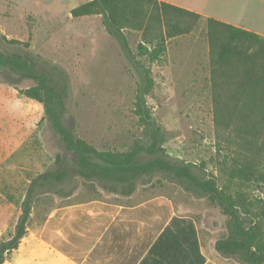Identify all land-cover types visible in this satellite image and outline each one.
Here are the masks:
<instances>
[{"label":"trees","instance_id":"obj_1","mask_svg":"<svg viewBox=\"0 0 264 264\" xmlns=\"http://www.w3.org/2000/svg\"><path fill=\"white\" fill-rule=\"evenodd\" d=\"M71 13L76 18L101 15L108 33L138 68L143 84L135 112L145 140L137 141L129 150L113 151L99 150L75 137L63 120L69 93L65 71L29 51L8 50L5 44H22L28 49L30 43L0 32V75L20 95L42 104L45 118L70 152L68 158L57 155L56 169H48L31 180L14 233L0 238V264L19 247L27 233L37 187H50L76 175L98 180L104 188L119 183L125 194H132L141 177L158 173L176 180L198 197L209 198L227 215L228 234L217 241L218 251L246 264H264V198L254 201L247 199L241 188L233 192L230 186H221L214 174H206L203 164L172 160L165 147L167 134L155 120L147 100L155 85L151 65L164 59L169 39L190 33L203 16L159 0H89ZM206 23L214 120L219 131L227 132L219 144L220 151H224L222 171L232 181L264 192V36L213 17L206 18ZM126 29L142 32L137 53L129 45ZM24 79L33 84L19 87ZM188 227L177 232L166 230L142 264H204L196 232L192 225Z\"/></svg>","mask_w":264,"mask_h":264},{"label":"rangeland","instance_id":"obj_2","mask_svg":"<svg viewBox=\"0 0 264 264\" xmlns=\"http://www.w3.org/2000/svg\"><path fill=\"white\" fill-rule=\"evenodd\" d=\"M87 1L0 0V32L10 39L30 43L28 49L22 44H5L8 50L29 51L65 71L69 93L63 120L75 137L99 150L126 151L137 141L145 140L135 112L142 77L118 40L104 27L101 15L73 17L72 9ZM206 24V19L201 18L190 33L168 40L164 59L151 65L155 85L147 100L155 120L167 134L165 147L172 160L203 164L206 174H214L221 186L228 185L233 192L241 188L247 193V199L256 201L264 198L263 191L244 187L222 171L224 151H220L219 144L222 145L227 132L219 131L214 120L212 63ZM125 34L132 51L137 53L142 32L126 29ZM32 84V80L24 79L19 87ZM22 128L28 132L27 147L18 152L22 156L12 160L15 159L23 177H19L17 188H2L0 209L13 203L22 211L30 181L40 170L56 169L58 154L65 158L70 154L45 118L42 104L20 95L0 75V136ZM5 154L0 148V165L6 164L4 167L11 162L9 159L1 162ZM112 187L105 189L98 180L76 175L50 187H37L31 226H40L57 200L73 201L104 193L125 195L121 184ZM136 189L143 194L167 191L176 200V194L200 198L161 173L141 177ZM207 201L198 202L197 206L204 208L208 206ZM219 212L224 216L221 209ZM7 218L0 212V238L4 239L14 233L18 215ZM262 225L264 228V220Z\"/></svg>","mask_w":264,"mask_h":264},{"label":"crops","instance_id":"obj_3","mask_svg":"<svg viewBox=\"0 0 264 264\" xmlns=\"http://www.w3.org/2000/svg\"><path fill=\"white\" fill-rule=\"evenodd\" d=\"M159 1L197 12L204 19L213 17L264 36V0ZM0 139V148L6 152L1 162L11 160L6 167V164L0 165L1 197L2 188H17L19 177H23L15 159L27 147L28 132L22 128ZM116 184L119 183L109 184L105 189H113ZM176 195L178 200L167 191L143 194L136 189L123 196L104 193L73 201L57 200L40 226H31L32 210L26 235L3 264H142L166 230L177 232L189 228L188 224L196 232L200 251L206 259L204 264H246L216 248L217 241L228 234L224 226L228 217L220 206L206 197ZM205 199L208 206L199 208L197 203H204ZM0 212L7 219L14 214L19 218L22 213L13 203Z\"/></svg>","mask_w":264,"mask_h":264}]
</instances>
